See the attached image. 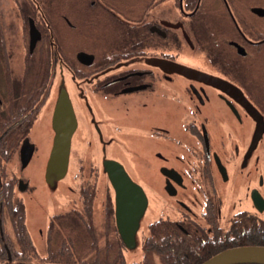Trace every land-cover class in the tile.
<instances>
[{"label":"flooded vegetation","instance_id":"flooded-vegetation-1","mask_svg":"<svg viewBox=\"0 0 264 264\" xmlns=\"http://www.w3.org/2000/svg\"><path fill=\"white\" fill-rule=\"evenodd\" d=\"M64 89L77 128L68 172L51 187ZM121 169L146 193L140 223L156 211L152 223L175 225L189 245L256 246L231 245L264 229V0H0L3 264L125 257L111 180Z\"/></svg>","mask_w":264,"mask_h":264},{"label":"water","instance_id":"water-1","mask_svg":"<svg viewBox=\"0 0 264 264\" xmlns=\"http://www.w3.org/2000/svg\"><path fill=\"white\" fill-rule=\"evenodd\" d=\"M224 83L226 86L228 85L229 88H233V85L229 82ZM248 104L246 105L248 106ZM249 106H251V104ZM52 128L55 135L47 162L45 179L48 185L56 187L57 182L62 180L68 172L72 137L77 128L75 112L68 92L65 89L60 93L55 105ZM261 137L262 133L257 131L254 135L253 144L258 143L257 141ZM33 152V145H26L24 147L22 154L24 167L29 164ZM120 171V174L111 175V180L116 190L117 226L127 249L132 250L137 247V236L141 226L140 221L147 209L148 199L143 188L134 183L123 169ZM256 203L258 207L263 204L262 209H264L263 199L261 203L256 199ZM1 233L3 234L2 227ZM9 258H11V256ZM245 263L264 264V246L256 245L227 249L212 256L201 264Z\"/></svg>","mask_w":264,"mask_h":264},{"label":"trees","instance_id":"trees-1","mask_svg":"<svg viewBox=\"0 0 264 264\" xmlns=\"http://www.w3.org/2000/svg\"><path fill=\"white\" fill-rule=\"evenodd\" d=\"M20 228V233L23 232V223L18 224ZM236 240L237 243L231 246H245V245H261L264 246V229H258L252 231L251 238L244 237L240 238L239 236ZM189 237L181 234L179 229L168 222L156 221L149 226V233L142 240V249H143V260L141 262L128 263L125 260L123 254L118 256L114 262H109L107 264H154L152 256L155 254L158 255L159 259L163 264H201L212 256L218 254L221 250L225 249V246L218 248L213 242L208 245L206 250L202 241H198L200 244L197 245L196 242L190 241V245L187 244ZM23 241H20L22 244ZM50 260L53 262L58 261H69L71 258H63L57 256L56 253H53L49 256ZM12 259L16 261V264H21L23 261L22 256H12ZM8 256H0V264L8 261ZM20 261V262H18ZM85 264V263H80Z\"/></svg>","mask_w":264,"mask_h":264},{"label":"rangeland","instance_id":"rangeland-1","mask_svg":"<svg viewBox=\"0 0 264 264\" xmlns=\"http://www.w3.org/2000/svg\"><path fill=\"white\" fill-rule=\"evenodd\" d=\"M30 172V178L32 180L33 186L36 188V190H40L41 194L36 193L37 199L45 205L43 196H46L45 193V188L43 185V177L41 170H39V167L34 164L30 167L29 169ZM57 193L54 192V198H56ZM34 208V207H33ZM32 208L33 213H37L38 209L35 207L34 209ZM158 212H151L149 211L147 215L144 217L142 223H141V228L139 230L138 236H137V247L132 249V250H126L125 252V257L128 263H133V262H141L143 260V249H142V240L143 236L147 234L149 225L154 222V220L157 219ZM160 264V263H158Z\"/></svg>","mask_w":264,"mask_h":264}]
</instances>
